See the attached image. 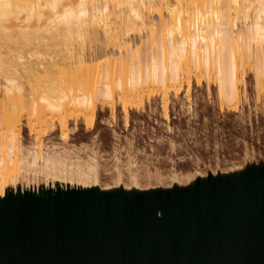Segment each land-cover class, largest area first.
I'll return each instance as SVG.
<instances>
[{
	"label": "bare ground",
	"instance_id": "obj_1",
	"mask_svg": "<svg viewBox=\"0 0 264 264\" xmlns=\"http://www.w3.org/2000/svg\"><path fill=\"white\" fill-rule=\"evenodd\" d=\"M133 36L140 37L139 45ZM248 70L254 71L258 87H263L264 0H0V164L20 163L22 176L26 173L22 186L26 191L33 186L28 194L22 191L28 198L24 196L19 204L18 175L0 180V263L12 247L15 255L35 249L25 264H195L201 259L221 264L218 250L233 236L253 232L264 220L260 217L264 215V172L248 175L243 185L234 184L229 198L209 191L203 183H181L174 173L169 176L175 179L172 185H165L169 179L154 185L157 178L151 181V173L144 184L141 168L133 167L137 161L126 169L115 161V172L105 174L98 153L88 150L94 154L82 157L66 146L57 150L42 145L39 135L58 122L67 140L69 119L93 127L99 107L114 113L117 104L128 122L130 111L143 106L147 92L149 97L152 92L162 94L169 118V95L178 97L187 85L190 99L193 81L205 82L208 88L217 85L221 103L236 108ZM26 108L27 128L36 135L31 148L20 139ZM9 180L16 200L14 215L42 231L38 248L26 245V235L16 238L15 248L11 238L15 218L6 206ZM104 180L109 183L103 185ZM234 206L240 219L246 221L245 214L251 219L220 227ZM253 215L257 218L252 220ZM123 230L147 236L129 258L124 257L123 246L114 251ZM80 232L86 235L82 246L69 244L64 260L51 258L54 241L62 235L74 240ZM257 248L255 253L260 252Z\"/></svg>",
	"mask_w": 264,
	"mask_h": 264
},
{
	"label": "rangeland",
	"instance_id": "obj_2",
	"mask_svg": "<svg viewBox=\"0 0 264 264\" xmlns=\"http://www.w3.org/2000/svg\"><path fill=\"white\" fill-rule=\"evenodd\" d=\"M156 17L157 16H154L155 20ZM137 37L139 36H133L132 38L135 44H137L136 40L137 41L140 40ZM139 44L140 41L138 42L137 45ZM99 45L100 43H98L97 46ZM192 86L193 87L191 90L190 99H188L186 96L187 85H185V88L178 97L173 95V93L172 95L171 94L169 95V99L167 103L169 118L165 117V109H164L165 107L163 106L164 101H162L163 99L162 94L159 92L158 93L156 92V94L152 92L153 95H151L150 98L147 95L148 93L147 92L145 94L143 106H141L138 110L130 111L128 122L124 120L125 114L123 112L122 107L119 106L118 104L116 105L117 108L115 109L114 113H112L109 107H104V108L99 107L100 110L98 109L96 112L95 123L93 127H89L87 124H85L84 120L80 119L78 122H74L75 120L72 119L71 121L69 119L68 129H67L69 137L67 140H65L61 136L62 135L61 129L58 127L59 126L58 122L57 123L55 122L54 126L56 125L55 126L56 129L52 127L51 124H49L50 126L47 127V129L49 128L51 131H49L48 129L45 132V134H43L42 132L39 135L41 136L40 138L41 143L42 145L47 144L48 147L51 148L54 147V149L57 150L60 148L62 149L66 146L67 148H70V150H73V153L77 152L76 154L82 155V157H87V155L88 156L93 155L94 154L93 152H95L96 154L98 153L97 157L100 155L99 159L104 165V173L106 172L105 174H111L115 172V169L113 167H115L116 162H117L116 164L117 166H120L121 168L123 167L127 168V165L133 166V164L135 165V162L137 161L136 165L133 167L136 168L137 166V169L139 167L141 168V170L139 171L140 169L139 168L138 171L143 179L145 177L144 184L148 183V181L150 180L151 181L153 180V182H155V179L157 178L156 179L157 183H154V185L155 184L158 185L161 182L165 183L170 181V183L165 184L169 186L173 184L172 182L175 179L172 176H175L176 174L175 178L177 177L176 179H178L181 183H187L188 186L194 184V182L195 184L203 183L202 186L205 188L208 187L207 189L209 191L214 190V192L215 193L217 192L216 194L218 195L225 194L229 198H232L234 194L233 192H235L234 191L235 187L237 185L240 186L239 184L246 181L244 180V178L247 179V177L249 176L253 177L254 175L258 176L261 174V171L264 172V85L263 87H258L254 71L248 70L246 74V83L245 85L240 86L241 101L238 102L236 108L228 107L230 110L226 108L227 105H223L221 103L220 98L218 96L217 85H212L210 88H208L205 82L202 85H197L196 82L193 81ZM152 90L154 89L152 88ZM220 106L222 107V109ZM25 111H27V108L22 112L23 127H22V134L20 139L22 142L21 144H24V147L31 148L36 144L35 141L36 139H34L36 135L30 132L29 128H27L28 118L27 115H25L27 113V112L25 113ZM125 123L127 124L125 125ZM73 127L76 128L77 130L76 129L74 130ZM117 136H119V138ZM61 140L62 141L64 140L65 142L64 141L62 142ZM131 143L132 145H130ZM56 144L57 146L55 148L54 145ZM118 144L122 148L119 147ZM47 145H45L44 147L42 146V148H44L45 151ZM76 146L78 149L81 147L80 148L81 151L79 149L80 152L77 151L78 149L76 148ZM84 146L86 148L88 147L89 148L86 150ZM96 146L99 147L97 148ZM128 146H132L133 148L132 147L129 148ZM93 147L94 149H92ZM88 150H92L93 152L89 151L88 154ZM117 151H119V153ZM132 153H134L133 155H137L138 153L139 156H133L131 155ZM125 154L128 155V157L130 158L125 156ZM130 155L133 157H131ZM113 157L115 159H113ZM116 157L117 159H119V157L121 158L118 161L116 160ZM133 158L135 159L132 160ZM125 159L128 161L132 160V162L127 161L128 163H126ZM156 159L159 161H157ZM103 160H105L106 164L104 163ZM151 165L152 166L154 165L155 167L158 166L159 168L158 167L155 168L154 166L152 167ZM148 167H149V172L147 171ZM23 169L24 168L20 166V163L15 164L12 162H7L6 164L4 163L0 164V180L7 181L11 175H15V177L18 175L17 179L19 180L18 182V186H19L23 182V181L21 182L20 180L21 179L23 180L26 174L25 173L26 171H24L25 174L24 176H22ZM152 169L156 171L153 172ZM109 171L112 172L110 173ZM157 172H159L160 174ZM150 173H151V175H149L151 176L150 180L146 179L149 178L148 174ZM152 173L155 175L152 176ZM156 174H158L159 176L158 175L156 176ZM171 174L173 175L169 177ZM29 175H32V173H29ZM181 175L185 177V178L183 177L184 178L183 180L182 178H180L182 177ZM161 176H163L162 178H164L165 176L164 178L165 181L162 178H160ZM188 176L190 177L192 183H190L191 181ZM168 179L169 181H167ZM186 179H188L189 181H187ZM249 179L250 178H248L247 181ZM31 180L32 179L28 180L30 187L32 186V184H34V181L32 180L33 181L32 182ZM200 180H202V182ZM107 182H108L107 180H104L103 185H106ZM246 182L242 183L241 185L245 184ZM9 183L10 180L8 183H6L7 184L6 191L7 192L10 191L8 193L6 192V196L7 198H9L7 199L8 201H6L7 203L6 206L8 205L7 207L10 209L11 214L13 213L12 218H15L13 220L15 222V223L13 222L14 223L13 228L16 231L14 230V234L11 233V238L13 240V243L15 244V248H17V244H18L16 238L20 235L27 236L28 242L26 243V245L28 246L34 245L35 248L36 247L38 248V245L40 244L42 239V231L38 227H35L32 223L27 222L26 219L23 220V217L21 215L19 216L17 215L18 213L14 215L15 211L13 212V210L15 209L14 207L16 206L14 204L16 200L14 201V198L11 197L12 196L11 183L10 184ZM208 183H210L211 185ZM20 186H19L20 192L18 194V195L21 194L20 196H18L19 204L23 202L22 200H24V196L25 199L28 198L27 195L28 191L31 192V190L33 189L32 186L31 187L32 189L30 188L27 189L28 191H26L24 185L22 186L21 184ZM218 187L220 188V190ZM20 188L23 189L21 190ZM22 191H25L27 194L24 193L23 195ZM9 205L13 207L11 208ZM263 213H259L258 215H263ZM239 215L240 213L238 212V210H236L234 206L231 212V216L228 219H224L223 221H220L219 223L221 224L219 226L223 227V225L225 224V226H227L228 228L229 226L231 227L232 224L235 222L242 223L243 221L246 222L251 219L250 215L248 216L245 214V216H247L246 217L247 219L245 221V219L244 220L240 219L242 215L241 217ZM254 216L255 215L252 216V220L254 218H257L256 216L255 217ZM263 216H260L262 217L261 219H264ZM236 217L238 218V220L239 219L240 220L238 221ZM20 218L22 219V221L19 220ZM230 219L232 220V222ZM83 225L84 226L89 225V223L84 222ZM260 226L261 228L262 226H264V220L262 223L255 226L253 232L246 233L243 231L233 236L230 239L231 241L230 240L227 241L226 245L218 250L219 252L218 255L221 259V264L222 263L246 264L247 261L250 262L252 261L251 263L247 262L250 264L252 263L264 264V229H263L264 227L261 229ZM54 229L56 230V228ZM260 231H261L260 234L257 233ZM238 235H240V237ZM249 235L251 236L250 239H249ZM257 235L259 236V238ZM252 237L254 238V240ZM251 240L256 242H253ZM233 241L237 242V244L234 243ZM238 244L239 245L243 244V245L239 246ZM244 245L247 246L248 248L245 247ZM241 246H244V248H242ZM235 247L237 248L235 249ZM241 248L243 249V251ZM254 248L255 250L256 248L257 250L259 249L260 252L255 253ZM245 249L247 250V252ZM9 250H13V248L9 247L5 252L6 255L9 252ZM240 251L242 254L240 253ZM35 252H36L35 249L28 248L25 250L26 255L16 254L10 259H8L6 256V261L9 260L10 264H13V261H16V264H19L22 260L27 261V259L32 258L35 255ZM200 261L199 260L196 261L195 264L198 263L212 264L208 260L207 262L206 260L205 261L203 260L204 262L202 261L200 262Z\"/></svg>",
	"mask_w": 264,
	"mask_h": 264
},
{
	"label": "water",
	"instance_id": "obj_3",
	"mask_svg": "<svg viewBox=\"0 0 264 264\" xmlns=\"http://www.w3.org/2000/svg\"><path fill=\"white\" fill-rule=\"evenodd\" d=\"M86 232L91 231L89 227H85ZM86 235L84 232L78 233L77 237L74 240H69L65 236H61L59 240L54 241L52 249L49 248L51 258L54 260H64L66 257V248L69 244L75 246H82L85 243ZM147 236L141 232L136 233L129 230H123L118 233L117 244L114 248V251L117 252L118 246H123L125 248L124 257L129 258L133 251L136 249L139 243L146 242ZM17 249V248H16ZM13 250H9L7 253V258L10 259L15 254ZM26 260H22L20 264H25ZM0 264H10V261H2Z\"/></svg>",
	"mask_w": 264,
	"mask_h": 264
}]
</instances>
